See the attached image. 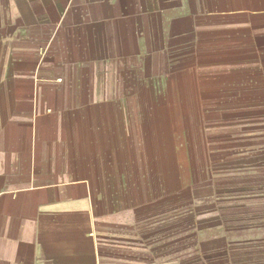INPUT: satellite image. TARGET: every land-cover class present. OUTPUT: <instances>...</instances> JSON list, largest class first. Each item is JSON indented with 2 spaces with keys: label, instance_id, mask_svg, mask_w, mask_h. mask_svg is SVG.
Segmentation results:
<instances>
[{
  "label": "crops",
  "instance_id": "0c3cea01",
  "mask_svg": "<svg viewBox=\"0 0 264 264\" xmlns=\"http://www.w3.org/2000/svg\"><path fill=\"white\" fill-rule=\"evenodd\" d=\"M167 91L264 170V0H0V264H168Z\"/></svg>",
  "mask_w": 264,
  "mask_h": 264
},
{
  "label": "rangeland",
  "instance_id": "374dc122",
  "mask_svg": "<svg viewBox=\"0 0 264 264\" xmlns=\"http://www.w3.org/2000/svg\"><path fill=\"white\" fill-rule=\"evenodd\" d=\"M167 95L169 205L162 237L168 264H264L262 166L249 158L227 163L210 160V146L213 144L209 135L223 128L193 123L191 107L185 105L188 103L186 91H167ZM205 116L214 115L208 113ZM187 119L191 122L189 130L193 135L195 131L196 138L199 135V145H194L199 146L198 157L192 160L185 158L187 154L182 148L185 146L184 134H188L187 127L178 128L171 124H180ZM236 135L233 132L231 137ZM152 139V144L148 145L152 152L148 154L154 159L158 156L154 128ZM141 146L145 153L146 145ZM247 147L244 153L254 152L257 148L255 142H248ZM153 166L160 167V164L153 162ZM191 167L199 171L194 179L182 175L183 168ZM152 178L153 186H156L155 177ZM152 199H156L153 193Z\"/></svg>",
  "mask_w": 264,
  "mask_h": 264
},
{
  "label": "bare ground",
  "instance_id": "6f19581e",
  "mask_svg": "<svg viewBox=\"0 0 264 264\" xmlns=\"http://www.w3.org/2000/svg\"><path fill=\"white\" fill-rule=\"evenodd\" d=\"M185 97V96H184ZM183 101V100H182ZM185 104V103H184ZM179 108V107H178ZM176 113V112H175ZM169 121V120H168ZM171 132V131H170ZM172 136V135H171ZM198 157V156H197ZM73 227V226H72ZM67 229H69V228H67ZM72 231V230H71ZM70 232V231H69ZM66 233V232H65ZM73 238V237H72Z\"/></svg>",
  "mask_w": 264,
  "mask_h": 264
}]
</instances>
